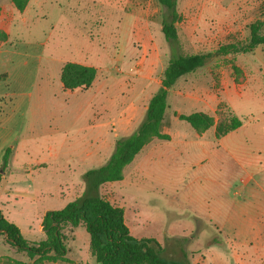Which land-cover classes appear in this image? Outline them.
I'll use <instances>...</instances> for the list:
<instances>
[{
	"label": "rangeland",
	"instance_id": "1",
	"mask_svg": "<svg viewBox=\"0 0 264 264\" xmlns=\"http://www.w3.org/2000/svg\"><path fill=\"white\" fill-rule=\"evenodd\" d=\"M177 11L183 53L244 42L256 22L264 34V0H178ZM166 12L159 0H29L22 11L0 0V32L6 34L0 36V133H9L14 145L13 169L0 166V209L30 242L46 239V213L81 196L83 175L105 165L115 140L142 121L171 56L162 32ZM66 61L98 69L89 89L63 88ZM194 112L216 123L224 113L242 120L232 131L240 135L233 137L236 145L250 148L241 161L228 153L218 160L211 147L233 185L218 197L207 185L197 189L204 199L225 202L224 215L188 209L178 169L157 167L139 179L138 155L122 180L102 185L98 194L124 209L134 237L155 239L164 260L180 264L184 252L192 264H264V46L219 57L178 80L163 124ZM128 117L133 128L121 133L118 121ZM192 129L224 137L216 136L215 125ZM96 146L99 159L85 158ZM63 232L68 252L57 262L29 259L0 235V264H96L84 226L66 225Z\"/></svg>",
	"mask_w": 264,
	"mask_h": 264
},
{
	"label": "trees",
	"instance_id": "2",
	"mask_svg": "<svg viewBox=\"0 0 264 264\" xmlns=\"http://www.w3.org/2000/svg\"><path fill=\"white\" fill-rule=\"evenodd\" d=\"M16 9L22 11L29 0H11ZM167 9L162 20V32L171 49L168 65L163 73L161 85L148 102L144 120L135 132L115 142L114 151L108 162L98 168L90 169L83 175L85 190L81 196L69 202L60 210L48 211L43 220L46 239L30 242L24 238L20 228L8 221L0 209V235L18 252L25 253L29 259L44 258L50 262L62 261L68 252L67 236L63 230L66 225L85 227L89 235V248L96 264H178L164 260L159 252L160 244L153 238H136L125 222V212L98 194L106 183L123 179L124 169L141 150L154 138L169 140L170 136L162 132L169 90L183 76L193 73L215 59L227 55H236L264 46V34L261 22L250 26V36L244 42H232L220 45L206 52H181L177 24L181 15L177 11L178 0H159ZM0 36L6 37L0 32ZM98 69L91 65L68 61L61 69V82L66 90H87L97 78ZM179 119L187 122L197 131L216 126V136L222 137L240 128L242 120L224 113L216 123L214 117L204 112L181 114ZM11 148L3 154V166L7 165ZM2 174L0 173V184ZM156 247L158 251H156ZM180 264H192L182 252Z\"/></svg>",
	"mask_w": 264,
	"mask_h": 264
},
{
	"label": "crops",
	"instance_id": "3",
	"mask_svg": "<svg viewBox=\"0 0 264 264\" xmlns=\"http://www.w3.org/2000/svg\"><path fill=\"white\" fill-rule=\"evenodd\" d=\"M147 106L145 108V114ZM179 115L175 121L171 122V126L168 127L166 123L162 126V132L170 136L169 140L154 138L138 154V158L140 160L138 169L139 179L143 180L147 178L152 169H156L157 167H166V165H168V168L171 170L178 169V173H180L181 176L179 175V178L177 179L176 175L174 176L172 174V185L176 184V179L177 182L179 180L180 183L184 184L183 187L186 194L183 204L198 215H224L221 211H224L223 207L227 206L225 202L223 203L221 200H216L215 202L212 200L214 197L210 198V200L204 199L201 193L197 190L198 188L203 189V186L205 187L207 185L214 191V195L218 197V195H220L223 190H226L229 185L230 187L233 185H231L226 179L227 176L225 175L226 170L224 169V166L214 162L213 157L216 155H212L211 147L214 146V149L216 148V158H218V160H220L221 156L223 158L228 153L239 161L242 160L241 155L246 152V149L250 148L246 145V143H239L238 145L234 143L233 137L240 136L236 132L229 133L221 139H216L215 135L210 133L198 134L193 131L192 128L189 129L180 123H176L178 121H182L179 119ZM144 117L142 121L144 120ZM133 120V117L119 120V131L122 133L133 128ZM174 123L176 124L174 125ZM139 125L136 128H133L131 132L126 135H130L135 132ZM178 125L183 128H177ZM172 128H174V130H172ZM9 137V133H0V166L3 163L2 159L5 150L7 148H11L9 161L7 163L8 168L11 169V163L14 157V145L12 144V139H9ZM118 139L119 137L115 140V142ZM52 148H54L53 145H50L49 149ZM252 149L256 150L257 153L260 150L257 146H254ZM58 150L59 149L55 151L56 154L58 153ZM99 154V149L96 146L95 149L90 148V150L86 151L85 158L92 161L95 157L97 160L99 159ZM37 163L42 164L46 162L38 161ZM46 168L47 167H44V169ZM3 180H5V178Z\"/></svg>",
	"mask_w": 264,
	"mask_h": 264
},
{
	"label": "water",
	"instance_id": "4",
	"mask_svg": "<svg viewBox=\"0 0 264 264\" xmlns=\"http://www.w3.org/2000/svg\"><path fill=\"white\" fill-rule=\"evenodd\" d=\"M1 172H2V170H1Z\"/></svg>",
	"mask_w": 264,
	"mask_h": 264
}]
</instances>
